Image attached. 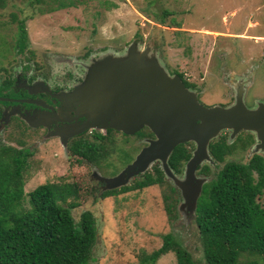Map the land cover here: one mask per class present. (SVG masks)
I'll return each instance as SVG.
<instances>
[{
  "label": "rangeland",
  "instance_id": "rangeland-1",
  "mask_svg": "<svg viewBox=\"0 0 264 264\" xmlns=\"http://www.w3.org/2000/svg\"><path fill=\"white\" fill-rule=\"evenodd\" d=\"M110 1L116 2V7L106 8L102 0H87L76 6L36 14L29 19V14L33 12L29 0H12L16 8L7 6L2 10V18L6 19L9 11H16L18 17H27L26 35L32 61H44L47 53V58L49 54L54 60L50 61L53 65L60 63V57L74 58L78 53H87L80 63L74 59L86 71L84 82L88 76V66L101 50H122L125 45L138 40L140 46L151 45L156 50L169 73L176 72L182 82L186 79L200 90L197 93L187 86L195 91L198 102V97L206 105L232 102L236 83L245 79L249 72L251 82L244 83V103L251 106L256 99H264V0ZM164 9L172 12V15L166 16L165 23L161 24L156 20V15H160ZM171 17L180 23L178 27L167 26ZM15 38V23L0 27V52L3 57H9L6 55L13 52ZM5 41L9 44L8 50H3ZM13 65L18 67L17 61ZM226 72L235 75L231 82L234 87L225 83L223 75L226 76ZM58 97L62 99L61 94ZM69 126L71 124H63L55 131L64 134ZM143 128L150 135H135ZM95 130L104 133L105 129ZM222 132L229 133L230 130ZM53 133L42 137L40 132L35 134L22 127H9L0 134V142L18 147L17 141L20 140L23 146H29L33 151L24 170L22 187L25 192L47 181L78 184L79 203L71 209V214L76 220L82 211L89 210L97 224V240L88 264H140V253H149L158 247L162 234L166 232L180 239L195 261L202 260L200 242L192 224L194 215L185 223L173 226L174 220H169L163 209L162 193L167 191L165 185H151L101 199L91 191L98 181L101 189L105 185L98 176L111 177L118 173L146 145L144 139L154 137L147 126L132 134L114 129L105 134L107 138L101 142L107 154L98 163H70L66 147L61 144L60 137ZM80 133L66 138V145L70 138ZM247 133L252 138L250 144L242 150L235 148L226 159L243 162L252 155V133L240 130L232 139L229 140L228 136L227 142H232L237 136L243 138ZM186 142L193 145L191 141ZM257 153L263 155L264 150ZM211 160L202 163L210 168V174L206 175L208 178L222 164ZM154 163L158 164V161ZM198 166L201 168L202 165ZM139 174L133 175L127 184ZM164 179L165 183L169 182L167 178ZM257 201L264 205V192L257 197ZM253 257L251 254H242L240 259ZM257 260L259 264H264L260 257ZM155 264H176L173 252L161 255Z\"/></svg>",
  "mask_w": 264,
  "mask_h": 264
},
{
  "label": "trees",
  "instance_id": "trees-1",
  "mask_svg": "<svg viewBox=\"0 0 264 264\" xmlns=\"http://www.w3.org/2000/svg\"><path fill=\"white\" fill-rule=\"evenodd\" d=\"M87 0H29L33 10L29 19L50 10L76 6ZM106 8L116 7V2L102 0ZM16 8L12 0H0V27L16 23L15 44L20 48L27 43L25 20L16 11H9L2 18L4 9ZM169 10L156 15L158 23H165L171 16ZM180 23L170 18L167 26ZM2 38V37H1ZM182 76L181 73H179ZM113 129L107 128L105 134ZM97 130L90 137L76 135L66 145L69 162L83 164L96 162L106 156L102 140L107 138ZM135 135L147 136L143 128ZM252 138L247 133L228 143L225 135H218L209 142L208 151L215 162L222 164L202 185L197 198L192 224L202 250V260L195 261L191 253L171 232L163 233L161 244L149 253L139 255L140 264H155L167 252H173L176 264H259L264 262V205L257 201L264 192V154H252L245 161L226 159L235 148H245ZM189 144V147L187 146ZM18 147L0 144V264H88L97 240L96 220L93 213L84 210L78 219L71 209L79 203V187L75 182H43L31 190H23L27 158L31 151L17 141ZM192 143L176 144L169 156L168 165L179 173L190 155ZM208 165L200 173L210 174ZM151 185H165L162 193L163 209L169 220L176 218L177 189L166 182L157 163L135 176L127 185L105 190L101 196L140 190ZM173 221V222H174ZM251 254V259H240Z\"/></svg>",
  "mask_w": 264,
  "mask_h": 264
},
{
  "label": "water",
  "instance_id": "water-1",
  "mask_svg": "<svg viewBox=\"0 0 264 264\" xmlns=\"http://www.w3.org/2000/svg\"><path fill=\"white\" fill-rule=\"evenodd\" d=\"M140 45L138 40L132 41L122 50L106 48L94 57L82 89L73 95L80 119L64 134H53L66 147V138L87 128H110L132 134L147 126L154 137L144 139L146 145L134 159L115 175L98 179L105 182L103 190L118 188L158 161L163 177L177 189L173 226L180 225L194 215L202 185L209 179L196 174V167L212 161L208 146L219 132L230 130V140L240 130L248 131L254 138L250 154L264 150V99H256L251 106L244 103V83L250 81L249 72L236 83L232 102L203 105L177 74L168 72L151 45ZM57 114L53 117L59 118ZM186 141L193 142V148L181 172L176 174L168 165V156L176 144Z\"/></svg>",
  "mask_w": 264,
  "mask_h": 264
},
{
  "label": "flooded vegetation",
  "instance_id": "flooded-vegetation-1",
  "mask_svg": "<svg viewBox=\"0 0 264 264\" xmlns=\"http://www.w3.org/2000/svg\"><path fill=\"white\" fill-rule=\"evenodd\" d=\"M15 39L12 45L13 52L6 55L9 57H3L0 52V55H2L0 56V59H2L0 61V125H2L0 134L9 127H22L31 130L35 134L40 132L42 137H47L63 124L76 123L80 116H76V99L70 92L75 90L76 93L82 89L80 86L84 84L86 71L74 59L76 58L80 63L87 56V53H78L73 56L74 58H69V56L60 57V63H54L53 65L50 61L54 60L49 57V54L47 58L46 53L44 61L40 59V62L37 63L29 57L28 43L20 48L15 44ZM8 49L9 44L5 41L3 50ZM54 53L59 54V52ZM15 61H17L18 67L13 65ZM226 74V76L223 75V78L229 86L235 75L227 72ZM183 82L186 86L195 89L197 93L200 91L186 79H183ZM60 94L62 99L58 97ZM198 99L202 102L199 97ZM202 104L206 105L204 102ZM55 112H58L57 117L59 118L53 117ZM32 124L36 125L33 126ZM92 130L90 132L88 130L82 131L79 135L87 138L88 134H92ZM105 130L103 134L106 133ZM219 135H225L227 138L229 133L221 131ZM187 146L189 147V144ZM26 147L32 155L31 148ZM192 148L193 145L190 147V152ZM26 162L28 163V158ZM211 166L213 165L211 164ZM196 171V174H202L199 172L200 166L197 167ZM91 191L98 199L106 197L101 196L105 190L101 189L99 181L91 187Z\"/></svg>",
  "mask_w": 264,
  "mask_h": 264
},
{
  "label": "built area",
  "instance_id": "built-area-1",
  "mask_svg": "<svg viewBox=\"0 0 264 264\" xmlns=\"http://www.w3.org/2000/svg\"><path fill=\"white\" fill-rule=\"evenodd\" d=\"M89 132H90V130H89Z\"/></svg>",
  "mask_w": 264,
  "mask_h": 264
}]
</instances>
